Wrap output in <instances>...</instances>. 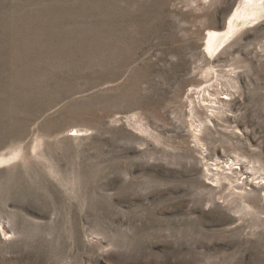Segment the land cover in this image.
I'll return each mask as SVG.
<instances>
[{
  "label": "rangeland",
  "instance_id": "rangeland-1",
  "mask_svg": "<svg viewBox=\"0 0 264 264\" xmlns=\"http://www.w3.org/2000/svg\"><path fill=\"white\" fill-rule=\"evenodd\" d=\"M244 1L0 0V264H264Z\"/></svg>",
  "mask_w": 264,
  "mask_h": 264
},
{
  "label": "bare ground",
  "instance_id": "bare-ground-1",
  "mask_svg": "<svg viewBox=\"0 0 264 264\" xmlns=\"http://www.w3.org/2000/svg\"><path fill=\"white\" fill-rule=\"evenodd\" d=\"M259 1L260 0H245L243 2L242 5L244 6V8L243 9L241 8L242 10L238 9L236 11V13L233 15V17L231 18L230 23H229V29H228L226 36L233 33V31L238 26V22L240 20L256 16L259 13V10H260L259 9ZM260 8H261V6H260ZM222 38H224V37L218 36L217 34L212 35L210 37V41H209V48L215 49L217 46V43H219Z\"/></svg>",
  "mask_w": 264,
  "mask_h": 264
}]
</instances>
